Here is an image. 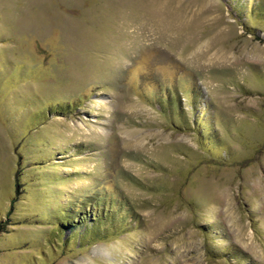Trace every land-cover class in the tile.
<instances>
[{"label": "rangeland", "instance_id": "374dc122", "mask_svg": "<svg viewBox=\"0 0 264 264\" xmlns=\"http://www.w3.org/2000/svg\"><path fill=\"white\" fill-rule=\"evenodd\" d=\"M0 264H264V0H0Z\"/></svg>", "mask_w": 264, "mask_h": 264}, {"label": "trees", "instance_id": "16d2710c", "mask_svg": "<svg viewBox=\"0 0 264 264\" xmlns=\"http://www.w3.org/2000/svg\"><path fill=\"white\" fill-rule=\"evenodd\" d=\"M98 200L96 201V203L98 204ZM110 208H112V206H110ZM108 212V211H107ZM111 212V211H110ZM91 214H92V216H93V211H91ZM98 215H96V218L98 219V218H101L100 216V212L99 213H97ZM108 214V213H107ZM106 215V214H105ZM86 217V216H85ZM84 216H82L81 217V221H83L84 220V218H85ZM97 219H95L94 220V223H96L97 222ZM90 230V229H89ZM88 230V231H89ZM96 231H93V234H92V236H98V234L97 233H95ZM90 233H92V232H90ZM83 238H88V234L87 233H83L82 235H81Z\"/></svg>", "mask_w": 264, "mask_h": 264}, {"label": "bare ground", "instance_id": "6f19581e", "mask_svg": "<svg viewBox=\"0 0 264 264\" xmlns=\"http://www.w3.org/2000/svg\"><path fill=\"white\" fill-rule=\"evenodd\" d=\"M162 31V30H161ZM207 49H209V48H207Z\"/></svg>", "mask_w": 264, "mask_h": 264}]
</instances>
